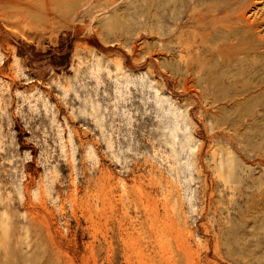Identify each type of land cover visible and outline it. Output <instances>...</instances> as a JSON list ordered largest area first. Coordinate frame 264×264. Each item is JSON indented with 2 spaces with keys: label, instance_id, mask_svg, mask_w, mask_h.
Listing matches in <instances>:
<instances>
[{
  "label": "rangeland",
  "instance_id": "obj_1",
  "mask_svg": "<svg viewBox=\"0 0 264 264\" xmlns=\"http://www.w3.org/2000/svg\"><path fill=\"white\" fill-rule=\"evenodd\" d=\"M0 264H264V0H0Z\"/></svg>",
  "mask_w": 264,
  "mask_h": 264
},
{
  "label": "bare ground",
  "instance_id": "obj_2",
  "mask_svg": "<svg viewBox=\"0 0 264 264\" xmlns=\"http://www.w3.org/2000/svg\"><path fill=\"white\" fill-rule=\"evenodd\" d=\"M246 10V9H245ZM248 19V18H247ZM247 22H248V20H246ZM260 22V21H259ZM247 24H249L248 26H249V28L251 29V27H256V21H254V20H252V22H251V20H249V22L247 23ZM258 24V23H257ZM258 25H260V24H258ZM249 28H248V30H249ZM258 29H259V27H258ZM258 29H256V30H258ZM255 30V31H256ZM258 32V31H257Z\"/></svg>",
  "mask_w": 264,
  "mask_h": 264
}]
</instances>
